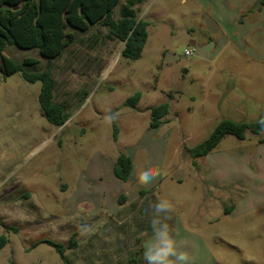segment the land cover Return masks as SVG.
Instances as JSON below:
<instances>
[{
    "label": "rangeland",
    "instance_id": "374dc122",
    "mask_svg": "<svg viewBox=\"0 0 264 264\" xmlns=\"http://www.w3.org/2000/svg\"><path fill=\"white\" fill-rule=\"evenodd\" d=\"M134 11L148 24L137 60L124 58L123 43L96 24L49 62L54 102L68 114L62 127L43 117L39 82L0 73V236L7 239L0 264H64L45 241L65 246L69 264H148L146 251L162 247L160 232L187 254L186 264H264V131L245 140L227 135L200 158L186 151L223 119L264 120V34L242 41L232 33L237 11L228 5L144 0ZM207 41L215 46L203 52ZM3 55L38 59L30 71L48 64L35 49L7 47ZM136 93L130 108L125 101ZM161 103L168 114L150 129V109ZM120 151L152 174L159 204L147 197L139 206L142 183L124 186L120 211L97 202L117 189L107 166Z\"/></svg>",
    "mask_w": 264,
    "mask_h": 264
},
{
    "label": "trees",
    "instance_id": "16d2710c",
    "mask_svg": "<svg viewBox=\"0 0 264 264\" xmlns=\"http://www.w3.org/2000/svg\"><path fill=\"white\" fill-rule=\"evenodd\" d=\"M122 0H0V73L3 78L20 73L30 83H40L38 103L45 120L56 128L68 120L63 107L54 102L55 81L49 62L57 58L76 39L77 33H85L91 26L101 24L109 27L113 38L123 43L121 55L127 60H137L148 39V24L135 16L134 5L144 0H127L117 20L113 19V9ZM264 5V0H260ZM7 47L35 49L48 64L43 70L30 71L40 64L36 58L27 57L21 62L3 55ZM140 93L129 97L125 104L134 108L140 101ZM168 103H161L150 109L149 128L156 129L168 114ZM264 131V120L257 122H235L221 120L210 135L194 147L186 148L192 159L200 158L215 149L222 139L232 135L245 140L246 133L258 135ZM117 127L113 123V138L116 140ZM194 164V162H193ZM132 160L120 151L113 166V175L123 183L129 182ZM140 194L143 191H139ZM120 195L119 204L125 200ZM59 254L64 264H69L64 256L65 246L45 241ZM7 244L0 236V249ZM133 262H136L135 259Z\"/></svg>",
    "mask_w": 264,
    "mask_h": 264
},
{
    "label": "crops",
    "instance_id": "0c3cea01",
    "mask_svg": "<svg viewBox=\"0 0 264 264\" xmlns=\"http://www.w3.org/2000/svg\"><path fill=\"white\" fill-rule=\"evenodd\" d=\"M197 5L201 8H209L211 6L216 7V9L223 8L226 7V5L231 6L234 8L236 12L235 15V21L233 20V23H238L237 26H235V29L232 30V33L236 34L242 41H249V39L251 40V37L253 35H256V37L258 35L264 34V6L258 8V11H255L254 9V5L256 4V2H258V0H195ZM220 2V4L218 3ZM225 2V5L222 3ZM247 11V12H246ZM246 12L247 14L245 15L243 21H239L237 20L238 18V14L239 13H244ZM224 15V14H223ZM225 16V15H224ZM239 21V22H238ZM212 41V40H209ZM207 41V43L209 42ZM207 43H204L201 45L202 48H204ZM215 46V42L213 41V46ZM160 127V126H159ZM157 129V128H156ZM179 148V144L176 145L174 147V152L176 153V151ZM129 157L132 160V171L130 173L129 176V183H134L136 185H138V183H142L143 185L139 186L141 188V190L139 191H143V193L141 195H143V198L140 200L139 206L142 208L143 207V201L145 200V198L149 197L150 200H153L155 203L159 204V201L154 197L155 194H157V190L156 188V182H152V174L149 172H147L146 168H144V170L141 172L139 167L140 164L136 163L135 159L132 157V155H129ZM113 162L111 165L107 166V170L108 172H111V178H112V182H110L111 184L116 186V191L114 193H110L107 196H101L100 198L97 199L98 203H102L103 201V205H105L103 209H106V211L108 210L116 212V211H120V207H118V195H120L119 193L121 191H123L124 186L127 183H123L122 181L116 179L113 175V166H114ZM218 180H212V182H214V184H219L221 185L222 183H220ZM119 190V191H118ZM139 191H137L136 194L139 193ZM117 192V193H116ZM115 194H118L117 196ZM109 198V199H108ZM152 198V199H151ZM82 202H90L91 201L87 200L86 198H81L80 199ZM96 202V203H97ZM166 203H168V201H165ZM107 204V205H106ZM169 204V203H168ZM109 208H108V207ZM160 209H162L163 207L161 205H158ZM156 204V207H158ZM162 207V208H161ZM176 224L177 221L174 220L173 223L171 224L170 229H174L176 228Z\"/></svg>",
    "mask_w": 264,
    "mask_h": 264
},
{
    "label": "clouds",
    "instance_id": "9594fccd",
    "mask_svg": "<svg viewBox=\"0 0 264 264\" xmlns=\"http://www.w3.org/2000/svg\"><path fill=\"white\" fill-rule=\"evenodd\" d=\"M159 236L163 241L162 247L155 251L149 249L145 253L148 264H186L188 256L184 252H178L176 242L168 238L166 232H160ZM174 257L175 259H170Z\"/></svg>",
    "mask_w": 264,
    "mask_h": 264
},
{
    "label": "built area",
    "instance_id": "2783aa9c",
    "mask_svg": "<svg viewBox=\"0 0 264 264\" xmlns=\"http://www.w3.org/2000/svg\"><path fill=\"white\" fill-rule=\"evenodd\" d=\"M196 48H192V49H186L183 53V56H185L186 58H190L193 56V54L195 53Z\"/></svg>",
    "mask_w": 264,
    "mask_h": 264
},
{
    "label": "water",
    "instance_id": "95a60500",
    "mask_svg": "<svg viewBox=\"0 0 264 264\" xmlns=\"http://www.w3.org/2000/svg\"><path fill=\"white\" fill-rule=\"evenodd\" d=\"M210 46L212 47L213 45L211 43H208L204 48H202V51L208 52L210 50V48H209Z\"/></svg>",
    "mask_w": 264,
    "mask_h": 264
}]
</instances>
